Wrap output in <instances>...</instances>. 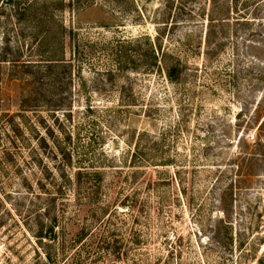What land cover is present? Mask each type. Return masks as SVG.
I'll use <instances>...</instances> for the list:
<instances>
[{
  "label": "rangeland",
  "instance_id": "374dc122",
  "mask_svg": "<svg viewBox=\"0 0 264 264\" xmlns=\"http://www.w3.org/2000/svg\"><path fill=\"white\" fill-rule=\"evenodd\" d=\"M263 121L264 0H0V264H264Z\"/></svg>",
  "mask_w": 264,
  "mask_h": 264
},
{
  "label": "trees",
  "instance_id": "16d2710c",
  "mask_svg": "<svg viewBox=\"0 0 264 264\" xmlns=\"http://www.w3.org/2000/svg\"><path fill=\"white\" fill-rule=\"evenodd\" d=\"M237 4H238V0H235V6H237ZM34 5L35 4H33V5L29 4V5L25 6L24 9H20L19 8V13L21 12L20 13L21 16L25 13V11H27L30 8H32V6H34ZM215 5H216V1L215 2L213 1V6L215 7ZM211 14H213V13H211ZM38 18L41 19V23L42 24H50L51 23L50 20H53L51 18V16H49V14L47 12L44 13L41 17H38ZM211 20H213V19L211 18ZM62 31L63 32L65 31V27L62 28ZM46 39H48V38H46ZM46 44L48 45L49 42L47 41ZM6 58L7 57H5V59L2 60V61L5 62ZM46 61L48 63V64H46L48 70H53L54 68H59V67L69 68V66H68L69 64H66V60H64V55L60 56V53L57 52V50H54V49H52V50H50L48 52ZM14 62H15V65H19L18 60H14ZM23 65H25V64H23ZM176 69L177 68H175V67L168 68V66L166 68V72H167V74H168V76H169V78L171 80H172V76H174V75H176L178 73V71ZM259 129L261 130L262 135L264 136V121L262 122V124H261ZM258 145H260V142L258 143ZM262 147H264V145H262ZM65 154L68 155V157H71V155L67 154V152H65ZM48 235H49V238L54 237V235H55L54 234V227H52V229L50 230V234H48Z\"/></svg>",
  "mask_w": 264,
  "mask_h": 264
}]
</instances>
